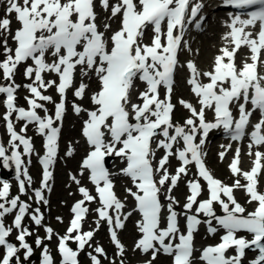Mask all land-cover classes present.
Wrapping results in <instances>:
<instances>
[{
  "label": "snow or ice",
  "instance_id": "snow-or-ice-1",
  "mask_svg": "<svg viewBox=\"0 0 264 264\" xmlns=\"http://www.w3.org/2000/svg\"><path fill=\"white\" fill-rule=\"evenodd\" d=\"M225 3L237 9L255 6L256 10L247 13V18L232 16L227 25L230 32L224 38H230L235 47L221 49L222 54L215 58L213 71L203 73L208 83L200 82L201 73L193 62L187 63L191 73L187 82L198 98L200 109L197 111L191 103L180 100L179 103L190 112L181 125L173 122L176 107L172 103L174 73L186 25L196 21L199 29L204 19L197 20L204 6L202 3L192 5L189 14L190 0H117L115 4L110 0H99L100 8L108 14L100 26L97 24L96 0H6L4 16L0 17V57H3L0 72L4 81L0 83V95L5 97L3 121L9 134L7 146L0 142L3 167L7 169L14 165L19 193L27 194L32 177L24 157H31L34 147L31 138L23 133L29 125H35L36 132L45 139V154L39 158L43 168L42 181L41 186L33 190L34 198L37 205L49 203L45 191H51V168L58 153L67 93L72 89L74 97L83 100L88 88L85 79L94 75L99 87L90 96L93 107L88 109L73 102L72 110L78 116L81 113L87 116L83 121L82 136L89 152L82 160L80 175L88 173L97 195L79 187L82 199L72 207L73 218L66 233L60 236L43 224L44 214L40 207L33 209L31 204L21 200L20 195L10 197L12 185L0 180V249H3L0 264H23L32 257L34 249L26 238L33 233L23 223L26 216L35 226L44 227L46 233L43 238L37 236L35 241L38 248L43 245L40 264H54L44 243L51 241L53 236L58 239L61 264H79L80 252L86 245L92 247L90 242L101 222L108 224L117 254L123 256L125 247L118 238V230L125 227V221L133 212L140 216L136 223L140 238L135 249L144 254L151 252L147 264H152L160 253L171 256L172 264H193L194 238L201 224L207 225L210 235L223 231L219 243L200 250L202 264H243L246 250L257 253L249 264H264V193L258 190V176L264 169V152L256 151L254 166L250 171L242 172L240 149L236 150L230 171L234 176H242L246 183L241 184L240 179H236L231 186L213 177L203 158L206 153L202 152L212 130L223 128L233 141H241L257 110L261 118L253 125L248 154L253 155V147L264 146V75L257 71L264 50V0H225ZM13 14L19 25L15 29L12 28ZM117 16L120 17L119 29L106 35L111 28L108 21ZM257 24L260 27L254 37L248 29H254ZM149 28L153 33L152 41L145 44L143 38ZM241 46L250 49L252 62H246L238 69L234 56ZM21 65L25 79L31 81L24 85L29 92L25 97L27 109L16 104V93L21 85L15 82V75ZM77 69L80 82L74 86ZM46 74L56 78L46 79ZM137 79L145 84L137 97L141 103L132 100ZM52 88L59 96V102L45 94ZM161 88L164 89L163 98ZM45 102L54 104V116L48 114ZM232 105L237 107L238 117L233 115ZM248 105H251L250 109ZM38 110L45 115L42 117ZM206 110L214 113L213 121L206 120ZM13 114L15 122H24L20 132L16 131ZM161 150L163 155L158 157ZM73 152L70 146L66 155L72 156ZM219 155L223 159L225 153ZM112 156L120 158L124 167L119 169V174L129 178L135 188V191L126 189L135 201V207L127 213L124 212L125 203L114 191V173L106 167V158ZM172 158L179 161L174 173L169 170ZM190 165H195L198 178L187 181L190 194L183 205L184 211L178 212L175 205L179 202L171 193L182 177L189 175ZM201 178L206 182L208 192V197L203 200L198 199L204 190ZM71 179L80 185L75 175ZM236 189L245 191L248 204L255 203L253 211L249 212L237 201ZM162 195L168 201L166 205L162 203ZM93 201H98L95 209L97 227L85 232L83 222L89 212L86 205ZM217 204L222 214L217 213L214 207ZM13 213L12 224L6 225L5 217ZM201 215L205 219H201ZM181 216L185 220L183 231ZM57 220L62 222L61 217ZM14 230L19 246L9 240ZM240 233L250 235L251 239ZM69 241L76 243L75 250L69 246ZM21 250L24 251L23 261L19 255ZM229 250L235 254L228 255ZM88 256L92 264H102L101 258H107L104 248L99 245ZM120 264H124L123 260Z\"/></svg>",
  "mask_w": 264,
  "mask_h": 264
},
{
  "label": "rangeland",
  "instance_id": "rangeland-1",
  "mask_svg": "<svg viewBox=\"0 0 264 264\" xmlns=\"http://www.w3.org/2000/svg\"><path fill=\"white\" fill-rule=\"evenodd\" d=\"M219 24V23H218ZM217 23L213 24L209 31H207L206 36L210 37V35L214 32H221L218 31ZM222 33V32H221ZM197 50V49H195ZM91 91H89L90 93ZM178 112H181L180 110ZM80 123L81 120L78 118H73L72 121H68L66 129H65V135L64 139L62 140V145L64 147H67V144L69 142H76L77 140L81 139L79 135L80 131ZM82 147V146H81ZM78 151V146H77ZM79 153L75 157L69 160V167L65 164H62L59 166L58 169V181L56 185V191L53 198V207L57 209L59 212V216L64 215L67 212V206L66 203L71 204L73 200L78 198L77 195V188L74 185L73 180L71 179V176L69 178V182L67 179V173L68 171H75L73 175L76 177L79 176V168L78 166V159H79ZM222 169H224L223 166H221ZM122 177L118 178V190L125 189V196L128 197V194L126 192V188L123 186V182L121 181ZM73 191L74 195L71 197L69 196V192ZM121 201L124 202V197H119ZM133 207V203L130 202V208ZM127 212V211H124ZM137 217L133 216L129 223L127 224L126 229L122 233L123 240L125 241L127 249L125 250L123 256H120L117 254V249H115L107 236V224L106 222H101L99 229L97 230V235L94 241L91 242L92 247L87 246L84 251H81L83 259H85L89 264L91 263L90 257L88 256L89 252H93V249L96 245H102L106 248V254L107 258H101L102 264H110L111 261H115V264H120V261L123 260L124 264H132L135 260V256L132 254L131 250L133 249V245L135 243V240L137 238V234H135V231L137 230L136 223H137ZM57 231H60L61 229V221H57ZM97 227V225L95 226ZM42 249H36L33 252L32 257L29 258L28 261H23L24 251L21 250V261H23V264H39V260L41 258ZM95 254V253H93ZM92 264V263H91Z\"/></svg>",
  "mask_w": 264,
  "mask_h": 264
},
{
  "label": "bare ground",
  "instance_id": "bare-ground-1",
  "mask_svg": "<svg viewBox=\"0 0 264 264\" xmlns=\"http://www.w3.org/2000/svg\"><path fill=\"white\" fill-rule=\"evenodd\" d=\"M196 1L205 4L206 7L211 1H214V4L220 3L219 0H196ZM206 11H208V7H207ZM210 19H213V18H210ZM224 19H225L224 21L228 20L227 18H224ZM207 20H209V19H207ZM218 29H220V31H222L223 33H221V32L212 33L210 35V37H207L206 39H201L197 43V45L195 46L197 48V51H195V53L193 52V54H191V52H189V50L186 48H184V50H183L184 56L187 55L188 59H191L192 61H194L197 64V69L200 73L202 70L213 68L215 58L218 55H221V49L222 48L227 47L228 40L225 39L224 37L226 36L228 27L224 28V27L220 26V27H218ZM106 35H108V33H106ZM245 54H246V51L243 49L240 56L242 57ZM187 71H188L187 67H184L183 69L179 70L180 75H182V77L189 75V73L187 74ZM93 77H95V76L93 75L92 78ZM186 85L187 84L185 83V87L183 90L180 89L182 87L181 85L177 86V93L178 94L185 93L187 95L193 96L191 91H190V87L188 85L187 86ZM138 94H139L138 90H133L132 96H137ZM54 98H56V96ZM85 119H86V116L83 118V120H85ZM217 138H219V137L216 136V139ZM82 143H85V140H79V141H76L75 143L71 144V147L74 149V152H75L77 146L81 145ZM218 146H219V144H218ZM84 147H85V145H84ZM157 156H158V153H157ZM58 157L59 158L61 157V153L58 154ZM113 157L115 159V162H120V158L112 156V158ZM246 165H247V160L242 162L243 167ZM215 171L219 174V167L218 166L216 167ZM115 175L117 177L120 175L118 173V168L115 169ZM81 177H83V176H81ZM184 178H186V179L191 178V170H189V175L187 177H184ZM123 180H125V178H123ZM259 188L264 191V177H262V179L259 182ZM162 198L164 200V203L167 204L168 203L167 199L163 195H162Z\"/></svg>",
  "mask_w": 264,
  "mask_h": 264
}]
</instances>
